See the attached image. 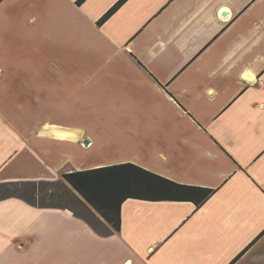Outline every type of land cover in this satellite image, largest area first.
Here are the masks:
<instances>
[{"label":"crops","instance_id":"0c3cea01","mask_svg":"<svg viewBox=\"0 0 264 264\" xmlns=\"http://www.w3.org/2000/svg\"><path fill=\"white\" fill-rule=\"evenodd\" d=\"M121 164L214 193L0 200V264H264V0L0 1V183Z\"/></svg>","mask_w":264,"mask_h":264},{"label":"trees","instance_id":"16d2710c","mask_svg":"<svg viewBox=\"0 0 264 264\" xmlns=\"http://www.w3.org/2000/svg\"><path fill=\"white\" fill-rule=\"evenodd\" d=\"M47 185L64 189L49 195L48 191L44 192ZM213 193V189L181 185L134 164L64 173L58 181L0 183V200L15 197L38 207L71 208L55 203L61 197L83 207L85 215L71 209L103 236L121 230V205L127 199L191 201L200 206Z\"/></svg>","mask_w":264,"mask_h":264},{"label":"rangeland","instance_id":"374dc122","mask_svg":"<svg viewBox=\"0 0 264 264\" xmlns=\"http://www.w3.org/2000/svg\"><path fill=\"white\" fill-rule=\"evenodd\" d=\"M63 189L64 188L62 186H59V185H54V186L47 185L46 187H44V192L48 191V194L52 195V194L61 193ZM55 203L63 205V206H69V207L74 208L75 210H77L79 213L85 215V210H84L83 207L77 206L73 202H70V201H68L66 199H63V198L59 197V198L56 199Z\"/></svg>","mask_w":264,"mask_h":264},{"label":"water","instance_id":"95a60500","mask_svg":"<svg viewBox=\"0 0 264 264\" xmlns=\"http://www.w3.org/2000/svg\"><path fill=\"white\" fill-rule=\"evenodd\" d=\"M85 143H86V144H88V143H89V140H88V139H86V140H85Z\"/></svg>","mask_w":264,"mask_h":264}]
</instances>
